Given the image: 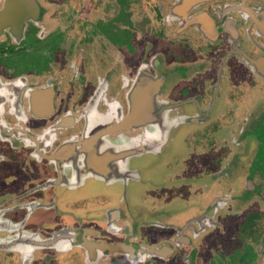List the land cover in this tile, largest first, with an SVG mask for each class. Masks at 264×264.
Instances as JSON below:
<instances>
[{"label": "flooded vegetation", "instance_id": "flooded-vegetation-1", "mask_svg": "<svg viewBox=\"0 0 264 264\" xmlns=\"http://www.w3.org/2000/svg\"><path fill=\"white\" fill-rule=\"evenodd\" d=\"M263 100L264 0H0V259L264 264V178H250L249 160L227 167L240 124L264 120ZM133 111L98 138L107 158L91 167L87 139ZM163 122L193 152L146 193L174 210L73 195L87 184L76 171L121 179L125 163L108 169V153L146 150ZM139 172L128 173L147 183Z\"/></svg>", "mask_w": 264, "mask_h": 264}, {"label": "rangeland", "instance_id": "rangeland-1", "mask_svg": "<svg viewBox=\"0 0 264 264\" xmlns=\"http://www.w3.org/2000/svg\"><path fill=\"white\" fill-rule=\"evenodd\" d=\"M262 108V117H264V107ZM165 119L168 118L165 117ZM240 126L242 128L238 127V132L235 136L236 139L234 140L236 147L233 150V155L229 156L227 167H230L232 170L235 168L237 171H241L240 168H242L241 165L243 160H249V164L244 161L245 163L243 168L245 171H247V174H249L250 178L253 177L255 180H259L258 177L264 178V120L255 119L251 123L244 122L243 124H240ZM188 127L190 128V126ZM192 128L194 129V127ZM152 129L153 131L151 129L149 130L151 132L148 131V141L145 143L147 146L146 150L139 151L137 154H130L122 158V161L125 163L123 170L124 174L116 176L118 179L121 178L119 179L120 181H114V183H110L112 185L107 186L109 183H107L105 180L101 181L95 175L90 174L87 176V178H82L84 172L76 171L81 174V182L83 180H87V184L76 188V194L73 193V195L82 198L89 197L91 198L92 203H105L108 201L116 203L118 202V197L120 194H128L129 201L127 207L134 208V210L138 211L139 213L148 212L150 216L153 215L154 217L155 214L152 210L154 207L158 209L160 207L161 211L165 209L168 211L171 209L174 210L176 207L173 208V203L165 206L152 205V201L146 195V193L148 190L151 191L155 187L154 184H161V182L166 180L167 176L174 175L176 171L185 168L186 161H189L187 158L190 157L193 152L190 150L183 152L188 148V145H185L184 143V133H181L182 130L178 131L177 135L179 136L176 140L174 132L171 131V127L164 122L160 124H154ZM158 144H160V147L157 148ZM130 146L131 145H121L119 149L121 151L127 150V148ZM235 155H238V157ZM236 163L238 166L233 168ZM246 164H248V168L245 169ZM77 169L80 168L78 167ZM129 171H140V176L142 175L144 181L147 183L142 184L141 181L134 180L133 177L128 173ZM140 176L136 175L134 178L137 179ZM95 178L99 179L102 184L98 183V180H94ZM126 178L129 180V185L128 187L124 186L126 187L124 190H120L119 186L117 185L122 179L126 180ZM67 191L70 192V190ZM82 192L85 193L82 195ZM102 193L103 196L99 197ZM69 196L72 195L69 193ZM122 205L126 206L125 204ZM159 217H161V215ZM43 224H46L44 220ZM0 264H8V261L1 258Z\"/></svg>", "mask_w": 264, "mask_h": 264}, {"label": "water", "instance_id": "water-1", "mask_svg": "<svg viewBox=\"0 0 264 264\" xmlns=\"http://www.w3.org/2000/svg\"><path fill=\"white\" fill-rule=\"evenodd\" d=\"M138 98L136 97V96H134V103H133V105H134V107H137L138 109H140L141 110V104L140 105H137V103H138ZM137 101V102H136ZM148 109L146 110V111H144V113H145V115H147L148 117H145V118H143V122H142V124L145 122V121H152L154 118V116H153V113H152V109H153V106H150L149 104H148V107H147ZM140 113H141V111H133V112H131V114L128 116V117H125L124 119H122L123 121H122V123H119V124H115V125H113V126H110V127H108L107 129H105L104 131L105 132H100V133H98L97 134V136H95V138H89V139H87V142H86V147H83L82 148V150H84V152L86 153V151H87V153L89 152V156H91V157H93L94 158V164H92L91 165V167L93 166V165H100L101 163H102V165H101V167H103V164H104V159L105 158H107V156L106 155H104V154H99L98 152H97V150H96V145H97V140H98V138L100 137V136H102V135H104L105 133L107 134V133H113V132H115L116 130H121V129H124L125 127H126V125L129 127L135 120H137V119H139L140 118ZM152 116V117H151ZM140 122V121H139ZM138 122V123H139ZM127 127V128H128ZM87 148V149H86ZM88 148H90V151H89V149ZM68 150H70V149H68ZM68 150H66V151H68ZM64 151V150H63ZM132 153V151H130V150H124V151H122V152H120V153H113V152H110V153H108L109 155H110V159L108 160V161H106L105 162V166L109 169V161H114V160H116V158H123L124 156H128V155H130ZM121 154V155H120ZM88 161H89V165H90V158H88ZM87 161V162H88ZM79 167H81V166H79ZM96 167H98V166H96ZM96 171H99L100 173H101V175L102 176H104V177H106L108 174H106L104 171H100L98 168L97 169H95Z\"/></svg>", "mask_w": 264, "mask_h": 264}]
</instances>
